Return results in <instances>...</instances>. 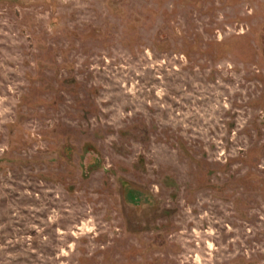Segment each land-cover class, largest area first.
<instances>
[{
	"label": "rangeland",
	"instance_id": "rangeland-1",
	"mask_svg": "<svg viewBox=\"0 0 264 264\" xmlns=\"http://www.w3.org/2000/svg\"><path fill=\"white\" fill-rule=\"evenodd\" d=\"M0 264H264V0H0Z\"/></svg>",
	"mask_w": 264,
	"mask_h": 264
}]
</instances>
